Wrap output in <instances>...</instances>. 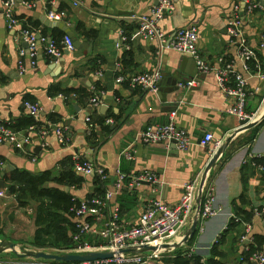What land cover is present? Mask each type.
<instances>
[{
    "label": "crops",
    "instance_id": "1",
    "mask_svg": "<svg viewBox=\"0 0 264 264\" xmlns=\"http://www.w3.org/2000/svg\"><path fill=\"white\" fill-rule=\"evenodd\" d=\"M6 1L0 0V123L14 126L10 128L22 138L23 147L0 145V180L4 182L0 190L5 192L0 197V242L42 248L36 243L38 202L27 192L23 201L8 192L12 182L7 176L12 174L47 176L43 187L63 189L80 202L104 198L107 191L116 190L119 172L134 176L149 171L156 175V182L134 187L126 180L106 208L87 215L86 219L97 227L106 224L114 207L120 210L121 223L129 227L138 222L153 199L178 204L184 185L200 182L212 157L213 143H207L205 136L211 133L223 144L243 126L229 113L233 98L220 86L216 75L229 63L249 78L248 111L254 118L264 115V0H253L258 4L256 9L243 19V38L256 52L249 72L239 56L240 43L228 30L236 7L239 5L243 12L245 0H177L176 10L160 21V28L170 36L182 27L198 28L199 50L213 68L204 74L197 73L191 56L170 49L160 51L156 41L139 34L137 17L149 16L158 0H16L14 16L18 23L13 27L3 16ZM52 10L65 11V18L59 22L88 44L80 51H64L58 61L47 54L46 48L50 39L62 46L67 34L62 27L47 26ZM25 29L47 38L46 43L37 45L35 65L22 38ZM122 36L128 38L129 49L117 47ZM158 68L163 76L156 92L131 85V76ZM178 75L195 78L173 93L172 84ZM120 76L125 79L120 81ZM27 102L40 107L38 117L31 114ZM30 116L36 121L30 128L15 127ZM171 119L192 137L186 150L173 148L168 142L146 144L138 139L146 128L168 124ZM58 128L64 131L65 143L58 139ZM45 129L49 133L42 137ZM128 148L135 156L133 160L123 154ZM262 152L264 121L240 132L211 169L208 181L216 188L220 211L205 222L203 232L196 230L187 246H195V254L206 264H257L250 253L264 252V171L249 159ZM78 158L103 166L108 178L85 176L76 168ZM5 167L11 170L3 176ZM73 221L77 223L75 217ZM247 223L252 226L249 233ZM76 241L79 247L97 249L104 244L90 234ZM70 250L80 252L77 248ZM166 255L172 259L171 254ZM164 259L159 262L166 264ZM42 261L19 257L9 246L0 252V264Z\"/></svg>",
    "mask_w": 264,
    "mask_h": 264
},
{
    "label": "built area",
    "instance_id": "2",
    "mask_svg": "<svg viewBox=\"0 0 264 264\" xmlns=\"http://www.w3.org/2000/svg\"><path fill=\"white\" fill-rule=\"evenodd\" d=\"M16 0H7L4 3L3 16L6 18L10 27L16 26L18 23L17 18L14 16V5ZM77 3V2H76ZM258 4L253 0H245L243 12L238 5L234 17L229 22L228 30L230 35L240 43L241 49L239 56L243 61L244 69L249 72L250 62L256 59V52L247 46L242 34V26L244 17L251 14L256 9ZM177 7V0H158V4L154 7L149 16L137 17L140 23L139 34L147 40L156 41L159 45L160 51L165 49L174 50L178 53L191 56L194 58L199 72L204 74L213 70L206 59L202 56L198 42L199 30L196 26H187L178 29L173 35H167L160 28V21L167 15L173 13ZM66 16L65 11L49 12L48 17L52 21H62ZM22 38L27 42L32 57V64H36L37 45L39 42L46 43L47 38L37 35L31 29H25L22 32ZM119 49H129L130 44L126 36H122L117 43ZM76 47L71 37L66 36L63 45H57L51 39L46 48L47 54L59 60L63 56L64 51L73 52ZM24 54V53H22ZM216 75L220 86L228 96L233 98V102L229 107V113L238 117L243 125L254 119L248 109V101L250 97L249 91V78L241 74L235 69L234 63L227 64L224 68L216 71ZM162 71L158 68L151 72L139 73L131 76L130 83L135 88H140L146 91L156 92L159 89L162 80ZM125 78L119 77L120 81ZM233 85H228L229 82ZM96 98L93 103H97ZM31 114L38 117L40 114V107L29 102L26 103ZM48 130L41 132L42 137L48 135ZM56 134L61 143L66 142L64 131L60 128L57 129ZM138 139L146 144H154L158 142L176 141V146L179 150H186L192 144L191 135L184 129L179 128L173 119L168 124H157L150 126L139 133ZM207 143H213L211 146L212 155L221 145V142L216 141L214 135L208 133L205 136ZM10 143L20 148L23 147V140L15 133L10 127L0 123V145ZM124 155L129 160L134 159V154L130 148L124 150ZM253 165L260 171H264V152L253 154L249 157ZM3 163L0 162V169ZM76 168L85 176H96L101 180H106L108 174L105 168L101 165L91 161H78ZM126 180L130 181L131 187L140 185L143 182H156L157 177L149 171L141 172L137 175L131 176L119 172L115 181V189L106 192L104 198H93L88 201H83L80 206L75 210V220L77 221V233L74 236L75 240H80L84 235H92L101 238L104 241L103 246L100 248H93L89 245L79 247L78 250H111L116 253L115 257L106 260L96 261H83V262H69L64 264H163L159 262L166 254H171L178 249L172 248L171 250L158 249L156 251H146L138 253L123 254L119 251L122 249L133 248L144 245L161 246L163 244L174 245L180 242L191 227L197 212V199L199 194L200 182L194 181L184 185V193L178 204L169 205L161 199L151 200L146 208L141 213L139 220L136 224L129 227L121 223L120 210L114 207L111 210L110 218L103 227L92 225L87 219L89 213L102 211L109 205V201L114 197L115 193L123 187ZM5 196V192L0 190V197ZM220 209L216 207V188L213 183L207 180L201 199V213L198 215V228L199 231H204L205 222L211 217L219 214ZM259 215L262 211L257 212ZM251 224H246V232L251 231ZM247 238V237H245ZM188 244H183V256L191 257L195 255L196 247H187ZM86 249V250H85ZM251 260L257 264H264V252L257 251L251 256ZM51 263V262H50ZM49 262L42 261L41 263L34 262L32 264H50ZM199 264H206L204 259H201Z\"/></svg>",
    "mask_w": 264,
    "mask_h": 264
},
{
    "label": "trees",
    "instance_id": "3",
    "mask_svg": "<svg viewBox=\"0 0 264 264\" xmlns=\"http://www.w3.org/2000/svg\"><path fill=\"white\" fill-rule=\"evenodd\" d=\"M35 123L34 118L30 116L18 122L15 127H18L20 130H26ZM10 127L13 128L14 126L10 125ZM63 177L62 174L60 178ZM7 178L12 182L8 188V192L15 194L19 201L25 199V193L27 192L33 200L38 202L36 213V223L38 226L36 243L39 247H56L61 250H70L80 246V243L74 240L76 224L73 221L76 213L75 210L80 206V201L63 189L43 187V184L47 181V176L36 177L28 173H22L12 174L7 176ZM253 251L257 252L258 250ZM183 252V248H178L173 253L172 259L169 262L172 264L200 263L201 257L198 255L195 254L191 257H185L183 256ZM254 252L250 253L251 256ZM53 262L64 264V262Z\"/></svg>",
    "mask_w": 264,
    "mask_h": 264
},
{
    "label": "water",
    "instance_id": "4",
    "mask_svg": "<svg viewBox=\"0 0 264 264\" xmlns=\"http://www.w3.org/2000/svg\"><path fill=\"white\" fill-rule=\"evenodd\" d=\"M47 26H58L64 28L66 31V36H69L72 38L75 47L78 51H80L83 47H87V43L81 42L73 32L70 31L68 27L64 25L63 22L59 21H46ZM58 61L57 59H55ZM199 70V69H198ZM199 71H197L198 73ZM196 73V74H197ZM197 76V75H196ZM194 75L191 76V78H185L183 75H178V79L174 81V84H172V92L176 93L181 90V85L183 84H189L194 79ZM162 85V82L160 83ZM264 121V115L254 118L252 121L248 122L247 124L241 126L236 132L231 134L223 144L219 146V148L216 150V152L212 155L211 159L209 160L208 164L206 165L204 172L202 174L200 184H199V194L197 199V212L195 215V218L193 220V223L191 227L186 231L184 238L180 241L175 243L174 245L170 244H163L161 246L156 245H144V246H138L133 248H127L122 249L119 252L123 254H129V253H138V252H146V251H156L159 248L163 250H171L172 248H180L183 244H187L191 238H193L196 234V230L198 227V215L201 213V199L203 195V189L204 186L209 178V174L211 169L216 165V163L224 156L228 146L233 141V139L242 131L249 130L259 124H261ZM162 142H159V144ZM170 145H172L173 148H177L176 141H171ZM11 170V167H5V171L2 173L3 176L7 174ZM0 187H4L3 180H0ZM68 188H66L67 190ZM7 246L10 247V249L17 254L19 257L22 258H32V259H39V260H49V261H57V262H83V261H96V260H106V259H112L115 257L116 253L111 250H89L86 252H79V251H73V250H66L63 253H54L49 252L41 249L36 248H29L23 245L18 246L17 244L11 243V242H0V252L6 248Z\"/></svg>",
    "mask_w": 264,
    "mask_h": 264
},
{
    "label": "rangeland",
    "instance_id": "5",
    "mask_svg": "<svg viewBox=\"0 0 264 264\" xmlns=\"http://www.w3.org/2000/svg\"><path fill=\"white\" fill-rule=\"evenodd\" d=\"M96 243L99 244L98 241H96ZM91 247H95V246H91ZM29 248H35V247H33V246L31 247V246H29ZM36 249H41V250H45V251H49V252H54V253H63V252H64V251H58V250H56V249H54V248H52V249H49V248H36ZM53 249H54V250H53ZM56 251H58V252H56ZM74 252H75V251H74ZM163 258H165L164 261L166 260V261L168 262V263H167V262L165 261L166 264H170V262H169V260H170V259H169V256L165 255ZM166 258H167V259H166ZM44 261H46V262H53V261H49V260H44Z\"/></svg>",
    "mask_w": 264,
    "mask_h": 264
}]
</instances>
